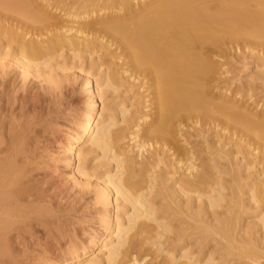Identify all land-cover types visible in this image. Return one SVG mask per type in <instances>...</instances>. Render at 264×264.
<instances>
[{
	"label": "bare ground",
	"instance_id": "6f19581e",
	"mask_svg": "<svg viewBox=\"0 0 264 264\" xmlns=\"http://www.w3.org/2000/svg\"><path fill=\"white\" fill-rule=\"evenodd\" d=\"M72 70L63 150L107 218L51 262L264 264V0H0V264L49 210L21 204L31 80Z\"/></svg>",
	"mask_w": 264,
	"mask_h": 264
},
{
	"label": "rangeland",
	"instance_id": "374dc122",
	"mask_svg": "<svg viewBox=\"0 0 264 264\" xmlns=\"http://www.w3.org/2000/svg\"><path fill=\"white\" fill-rule=\"evenodd\" d=\"M236 71L237 69L232 68L229 77L237 79L236 76L239 78L243 75L239 72L237 75ZM83 77V73L80 74L77 70L74 72L72 70L66 72V75L51 77L58 85L54 82H46L42 79L43 77L31 80V94L33 96L40 95V100L32 102L30 109L25 112L30 131L26 136L27 141H24L27 149L26 155H24V167L26 168L24 172L26 176L28 175L25 184L28 186L36 181V191L39 190V193L34 194L32 191L31 196L23 198L21 204L29 205L33 209H39L36 207L37 205L40 208L41 206L47 207L49 212L45 210L48 215L44 212V215L47 216L44 217L45 223L44 220L42 221L44 224L37 221L36 224L41 223L42 226H33L28 234H23L19 238L16 236L17 234L14 235L13 238L14 240L16 238L17 243L13 240V244L17 245L15 250L18 253L14 252V260L17 261H14L13 264H54L51 261L58 252L64 251L62 249L67 248L74 241L85 240L88 236L87 232L94 231L95 228L99 229L102 217L107 218V214L100 209V204L95 202L94 193L97 189L94 188L95 185H90L95 182H92L93 179H89L92 181H89L90 184L87 185L88 180L86 179L87 182L83 181L84 177L81 176V178L80 174L77 175V162L74 160L68 165V157L63 150V141L66 138H71V130L78 124L79 115L85 108L87 109L88 101L86 100ZM94 78H92L93 84H95ZM111 96L113 97L112 102L120 103L124 100V95L117 94V92ZM111 96L107 99L106 95L102 96L101 103L100 101L98 103V112L101 110L102 102L107 103L106 101ZM19 113L20 108L16 105L13 114L19 115ZM80 147L85 148L86 146L81 144ZM82 181L87 184L85 185ZM81 182L84 185L80 186ZM38 196H42V198ZM36 197L37 202L34 206L32 203L34 204ZM113 214L112 211L111 219L114 217ZM72 239L74 240L72 241ZM92 255H96V253Z\"/></svg>",
	"mask_w": 264,
	"mask_h": 264
}]
</instances>
